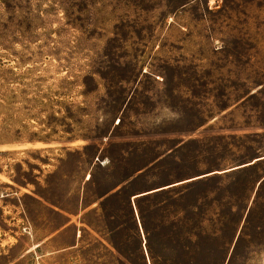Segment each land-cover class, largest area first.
<instances>
[{"label":"rangeland","instance_id":"1","mask_svg":"<svg viewBox=\"0 0 264 264\" xmlns=\"http://www.w3.org/2000/svg\"><path fill=\"white\" fill-rule=\"evenodd\" d=\"M140 242L264 264V0H0V264Z\"/></svg>","mask_w":264,"mask_h":264},{"label":"trees","instance_id":"2","mask_svg":"<svg viewBox=\"0 0 264 264\" xmlns=\"http://www.w3.org/2000/svg\"><path fill=\"white\" fill-rule=\"evenodd\" d=\"M148 195V194H147ZM146 196V195H144ZM139 209H140V213H141V218L143 220V226H144V229H145V232L148 235H150V231L147 229L145 223H144V217H143V211L141 210L140 206H139ZM130 215H131V220L134 222L135 224V233L136 235L139 237L140 236V229H139V224H138V219L135 215V211H134V208L132 206V204L130 203ZM148 244V248H149V252H150V255H151V258L154 260L155 257L152 256V246L150 245V239H149V242H147ZM139 247H140V258L144 261L145 264H150L149 263V259L147 257V254L145 253L144 251V248L143 246L141 245V242L139 244ZM128 258V257H127ZM130 259V258H129ZM156 264V263H155Z\"/></svg>","mask_w":264,"mask_h":264},{"label":"water","instance_id":"3","mask_svg":"<svg viewBox=\"0 0 264 264\" xmlns=\"http://www.w3.org/2000/svg\"><path fill=\"white\" fill-rule=\"evenodd\" d=\"M149 193H151V192L149 191L148 193H147V192H144V193L138 194V195H136L135 198H137V197H141V196H144V195H147V194H149ZM140 227H141V225H140ZM146 253H147V251H146Z\"/></svg>","mask_w":264,"mask_h":264},{"label":"crops","instance_id":"4","mask_svg":"<svg viewBox=\"0 0 264 264\" xmlns=\"http://www.w3.org/2000/svg\"><path fill=\"white\" fill-rule=\"evenodd\" d=\"M149 194H150V193H149ZM71 223H72V220H70L69 223H68L67 225H71Z\"/></svg>","mask_w":264,"mask_h":264}]
</instances>
